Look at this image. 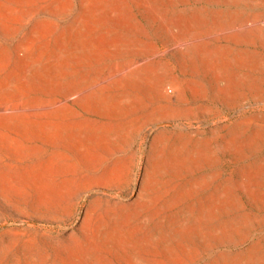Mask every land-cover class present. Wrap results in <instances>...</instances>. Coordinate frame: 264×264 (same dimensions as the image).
Listing matches in <instances>:
<instances>
[{"label": "rangeland", "instance_id": "1", "mask_svg": "<svg viewBox=\"0 0 264 264\" xmlns=\"http://www.w3.org/2000/svg\"><path fill=\"white\" fill-rule=\"evenodd\" d=\"M0 264H264V0H0Z\"/></svg>", "mask_w": 264, "mask_h": 264}]
</instances>
